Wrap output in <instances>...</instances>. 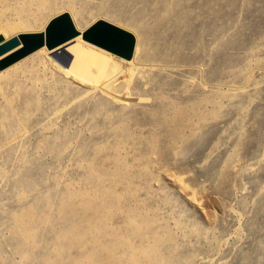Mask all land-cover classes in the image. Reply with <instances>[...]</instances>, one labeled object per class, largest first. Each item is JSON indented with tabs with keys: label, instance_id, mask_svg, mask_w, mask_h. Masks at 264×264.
<instances>
[{
	"label": "rangeland",
	"instance_id": "1",
	"mask_svg": "<svg viewBox=\"0 0 264 264\" xmlns=\"http://www.w3.org/2000/svg\"><path fill=\"white\" fill-rule=\"evenodd\" d=\"M42 9L0 35L69 13L80 36L0 71V264H264V0ZM99 20L131 61L83 40Z\"/></svg>",
	"mask_w": 264,
	"mask_h": 264
},
{
	"label": "water",
	"instance_id": "2",
	"mask_svg": "<svg viewBox=\"0 0 264 264\" xmlns=\"http://www.w3.org/2000/svg\"><path fill=\"white\" fill-rule=\"evenodd\" d=\"M80 35L69 13L53 18L45 33L20 34L9 40L0 35V71L15 65L43 47L53 50ZM83 40L125 61L134 56L137 40L129 31L99 20L83 34Z\"/></svg>",
	"mask_w": 264,
	"mask_h": 264
},
{
	"label": "bare ground",
	"instance_id": "3",
	"mask_svg": "<svg viewBox=\"0 0 264 264\" xmlns=\"http://www.w3.org/2000/svg\"><path fill=\"white\" fill-rule=\"evenodd\" d=\"M42 3H43V0H29L22 7L17 8L14 13H9V12L2 13V12H0V34H1V32H3L4 34H6L5 36H8L10 34H16L19 32L34 31L35 30L34 26L38 25L39 23H41L44 20ZM74 25H75V23H74ZM75 27H76V25H75ZM45 31H46V29H45ZM1 36H3V35H1ZM78 37H76V38H78ZM75 39H73V40H75ZM5 40H8V39L5 38ZM73 40H71V41H73ZM71 41H69V42H71ZM136 45H137V43H136ZM61 46H63V45H61ZM61 46H59V47H61ZM135 48H136V46H135ZM41 49H46V47H43ZM57 49H58V47H57ZM57 49L55 48V50H57ZM48 51H52V50H48ZM41 220L42 219H40V216L33 209H29L22 215L21 221L22 222L23 221H26V222L33 221V223H34L37 221L40 222ZM33 223H31V224H33ZM26 229L28 231L29 227H26ZM62 240H64V239H62ZM68 240H69V237H68ZM82 253H84V252H82ZM76 264H85V262L79 261Z\"/></svg>",
	"mask_w": 264,
	"mask_h": 264
}]
</instances>
